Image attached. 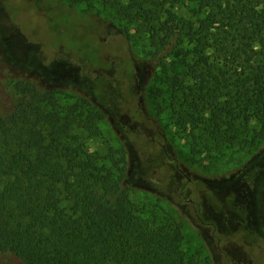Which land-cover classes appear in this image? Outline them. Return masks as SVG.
<instances>
[{"label":"trees","instance_id":"trees-1","mask_svg":"<svg viewBox=\"0 0 264 264\" xmlns=\"http://www.w3.org/2000/svg\"><path fill=\"white\" fill-rule=\"evenodd\" d=\"M99 1L124 16L117 30L127 45V25L141 24L153 78L140 110L123 120L119 100L0 56V254L21 264H198L183 247L181 223L163 210L173 201L193 204L185 185L193 178L179 181L193 169L165 129L186 137L194 163L247 154L233 174L263 151L264 0ZM133 61H123L131 76ZM105 119L114 142L104 155L91 153L81 134L100 136ZM147 135L158 141L157 155L143 157L131 174V150L142 152ZM140 191L148 199L134 200ZM205 196L194 202L200 211ZM246 228L245 236H258Z\"/></svg>","mask_w":264,"mask_h":264},{"label":"rangeland","instance_id":"rangeland-1","mask_svg":"<svg viewBox=\"0 0 264 264\" xmlns=\"http://www.w3.org/2000/svg\"><path fill=\"white\" fill-rule=\"evenodd\" d=\"M123 17L116 7L105 6L99 0H0V56L37 71L52 82L81 85L104 101L105 97L119 100L120 119L127 120L128 114L140 110L141 95L153 74L143 58L149 56L151 49L148 37L137 33L141 29L139 22H132L127 25L132 35L131 44L127 45L125 36L117 30L127 24ZM126 54L133 55L132 76L127 71L129 65L123 63ZM3 102L8 103V98L4 97ZM151 107H155V101ZM99 128L100 136L82 132L81 138L91 153L104 155L114 142L110 120L101 121ZM165 131L172 138L175 151L193 169L179 179L184 184L188 175L193 178L192 183L185 184L188 185L186 197L193 204L173 201L177 205L169 210L163 208L181 223L184 249L194 255L198 264H264V149L233 174L248 158L247 154L233 155L210 166L194 163L185 147L186 137L176 127ZM148 138L147 135L139 139L142 152L131 150V174L139 173L136 169L143 157L157 155L152 146L158 141ZM149 142L151 146L147 150ZM167 173H157L156 177L162 179ZM196 177L202 179L201 183H195ZM204 195L206 200L200 205L207 209L200 211L194 202L201 201ZM133 198L139 202L148 199L142 191ZM229 205L232 211L242 209L243 214L235 218V213L227 211ZM238 221H243L258 236H245L246 227ZM0 264L21 263L4 261L0 254Z\"/></svg>","mask_w":264,"mask_h":264}]
</instances>
